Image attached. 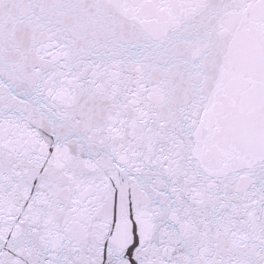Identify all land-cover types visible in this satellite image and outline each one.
Returning <instances> with one entry per match:
<instances>
[{
    "label": "snow or ice",
    "instance_id": "obj_1",
    "mask_svg": "<svg viewBox=\"0 0 264 264\" xmlns=\"http://www.w3.org/2000/svg\"><path fill=\"white\" fill-rule=\"evenodd\" d=\"M0 264H264V0H0Z\"/></svg>",
    "mask_w": 264,
    "mask_h": 264
}]
</instances>
